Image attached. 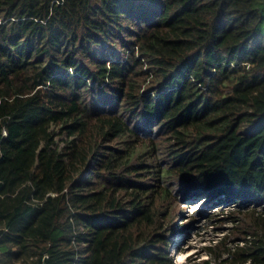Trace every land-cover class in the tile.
<instances>
[{
	"label": "trees",
	"instance_id": "obj_1",
	"mask_svg": "<svg viewBox=\"0 0 264 264\" xmlns=\"http://www.w3.org/2000/svg\"><path fill=\"white\" fill-rule=\"evenodd\" d=\"M190 188L264 201V0H0V264H175Z\"/></svg>",
	"mask_w": 264,
	"mask_h": 264
},
{
	"label": "rangeland",
	"instance_id": "obj_2",
	"mask_svg": "<svg viewBox=\"0 0 264 264\" xmlns=\"http://www.w3.org/2000/svg\"><path fill=\"white\" fill-rule=\"evenodd\" d=\"M164 150L165 148L162 147L159 157L163 158V162L168 163L170 160L167 159ZM153 179L154 176H146L141 180L149 185L154 182ZM170 183L172 190L177 192L184 188V184H180L175 179ZM193 188L185 189L178 195L172 194L165 201L160 199L163 209L159 220L164 227L170 228L168 234L170 242L166 248L175 264H184L189 259H205L208 257L207 248L216 246L222 241H225L229 248L242 244L244 236H247L245 233L248 230L247 224L252 220L249 215L250 209L264 213V201H243L224 193L208 198L206 193L196 192ZM154 195L158 196V194ZM195 199H200L202 209L188 216L191 207L189 203ZM165 210H168L169 214ZM189 243L193 248H186L185 245ZM188 249L189 252H186Z\"/></svg>",
	"mask_w": 264,
	"mask_h": 264
},
{
	"label": "bare ground",
	"instance_id": "obj_3",
	"mask_svg": "<svg viewBox=\"0 0 264 264\" xmlns=\"http://www.w3.org/2000/svg\"><path fill=\"white\" fill-rule=\"evenodd\" d=\"M189 206H191L190 209L188 210V213L190 214H193V213L195 214L196 212L200 211L201 210L200 199L193 200V202L189 203ZM185 246L186 248H193L191 243L186 244ZM186 252H189V249L186 250Z\"/></svg>",
	"mask_w": 264,
	"mask_h": 264
},
{
	"label": "clouds",
	"instance_id": "obj_4",
	"mask_svg": "<svg viewBox=\"0 0 264 264\" xmlns=\"http://www.w3.org/2000/svg\"><path fill=\"white\" fill-rule=\"evenodd\" d=\"M188 216H191V214H189Z\"/></svg>",
	"mask_w": 264,
	"mask_h": 264
}]
</instances>
